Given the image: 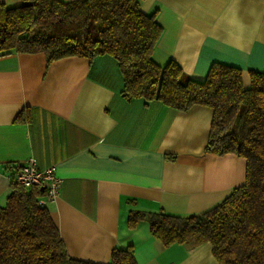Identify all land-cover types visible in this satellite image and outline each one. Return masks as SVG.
Here are the masks:
<instances>
[{"label":"crops","instance_id":"0c3cea01","mask_svg":"<svg viewBox=\"0 0 264 264\" xmlns=\"http://www.w3.org/2000/svg\"><path fill=\"white\" fill-rule=\"evenodd\" d=\"M140 9L162 27L160 65L174 59L194 79L212 62L233 65L244 87L249 69L264 70V0H140ZM122 86L108 54L0 56V204L9 167L33 157L60 179L45 205L72 258L105 264L113 247L130 246L136 264H220L209 242L164 245L146 222L129 228L127 215L203 212L244 183L245 158L205 152L210 107L125 98Z\"/></svg>","mask_w":264,"mask_h":264},{"label":"trees","instance_id":"16d2710c","mask_svg":"<svg viewBox=\"0 0 264 264\" xmlns=\"http://www.w3.org/2000/svg\"><path fill=\"white\" fill-rule=\"evenodd\" d=\"M161 33L155 12H143L140 0L0 3V56L42 52L49 63L108 54L119 67L125 98L159 100L177 110L210 107L205 152L245 158L244 183L203 212L133 209L127 225L146 222L164 245L209 242L220 264H264V70H248V87L239 67L221 62H212L203 79L191 78L174 59L163 65L153 60ZM44 194L41 186L10 181L0 204V264H102L67 253L48 208L38 201ZM105 264H136L132 248L113 247Z\"/></svg>","mask_w":264,"mask_h":264},{"label":"built area","instance_id":"2783aa9c","mask_svg":"<svg viewBox=\"0 0 264 264\" xmlns=\"http://www.w3.org/2000/svg\"><path fill=\"white\" fill-rule=\"evenodd\" d=\"M10 181L25 186H42L45 194L39 198L40 204L53 200L58 193L59 177L55 174L54 166L41 168L33 157H28L18 165L9 167Z\"/></svg>","mask_w":264,"mask_h":264},{"label":"water","instance_id":"95a60500","mask_svg":"<svg viewBox=\"0 0 264 264\" xmlns=\"http://www.w3.org/2000/svg\"><path fill=\"white\" fill-rule=\"evenodd\" d=\"M41 189H43V187L41 186Z\"/></svg>","mask_w":264,"mask_h":264}]
</instances>
